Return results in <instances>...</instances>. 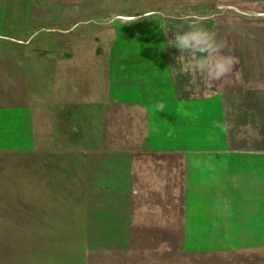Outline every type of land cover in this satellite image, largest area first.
Returning <instances> with one entry per match:
<instances>
[{
  "label": "rangeland",
  "instance_id": "1",
  "mask_svg": "<svg viewBox=\"0 0 264 264\" xmlns=\"http://www.w3.org/2000/svg\"><path fill=\"white\" fill-rule=\"evenodd\" d=\"M189 13L221 80L165 47ZM112 125L201 154L101 152ZM1 140L38 149L1 168L0 264H264V0H0Z\"/></svg>",
  "mask_w": 264,
  "mask_h": 264
},
{
  "label": "water",
  "instance_id": "2",
  "mask_svg": "<svg viewBox=\"0 0 264 264\" xmlns=\"http://www.w3.org/2000/svg\"><path fill=\"white\" fill-rule=\"evenodd\" d=\"M167 131L169 130L164 131L163 129L161 134H159L158 136L159 138L157 137L158 138L157 140L159 143L155 144V146L153 147H147V144L145 143L146 140H141V139L132 140V137L129 136L130 135L129 131L128 132L119 131L117 125L116 126L112 125L111 133L113 134L114 137H116L123 143H119L114 146L104 145L102 148H100L99 151L105 152V153H109V152L131 153L134 151H141V150L146 151L147 150L150 153L161 152L162 154H173L175 156L182 157L183 171L185 173L187 172L189 173L192 168L193 159L197 156V154H201V152L193 148H184L180 146L177 139L174 138L176 137V134H173V133L170 134V131L169 132ZM250 138L253 139V136L251 135ZM246 148L247 149L244 150L245 152H248V153L255 152L256 154H259V155L261 154L262 156H264V146L262 144H259L254 141H249ZM37 149H38L37 145L34 143L26 147L16 146V145L10 146V145H7L4 142V140L3 141L1 140L0 142V177H1V168H3V164L6 162V158H8L9 156H14V155L21 154V153L26 154V155L35 154L37 152ZM86 149L87 148H85V144L83 142L78 141L75 143L73 142L71 144H67V146H65L61 151L63 152V154H66V155H72V154L84 155ZM186 183H187L185 185L186 187L184 188V197H185V204L187 207V211H189V208L191 207L189 201L193 200L195 191H194L193 184H191L192 182L190 178L186 179ZM188 219H186V221L183 222L184 229L187 226L186 223L188 222ZM188 235H191V234H188ZM207 238H208V242L210 244H213V241H214L213 238H210L209 236Z\"/></svg>",
  "mask_w": 264,
  "mask_h": 264
},
{
  "label": "clouds",
  "instance_id": "3",
  "mask_svg": "<svg viewBox=\"0 0 264 264\" xmlns=\"http://www.w3.org/2000/svg\"><path fill=\"white\" fill-rule=\"evenodd\" d=\"M181 19L191 21L187 30L173 32L165 47H175L180 54H192L195 69L212 80H221L232 72L237 58L222 53L214 34L195 22V14L189 13Z\"/></svg>",
  "mask_w": 264,
  "mask_h": 264
},
{
  "label": "trees",
  "instance_id": "4",
  "mask_svg": "<svg viewBox=\"0 0 264 264\" xmlns=\"http://www.w3.org/2000/svg\"><path fill=\"white\" fill-rule=\"evenodd\" d=\"M122 110V109H121ZM120 113H122V112H120ZM119 113V114H120ZM118 130L119 131H122V132H128L129 131V127H126L125 129H123V127L122 128H120V127H118ZM151 137H153V136H151ZM148 139H150V138H147V139H145L146 141H145V143L147 142V140ZM3 141V140H2ZM68 144H71V143H73V142H71V141H69L68 140V142H67ZM119 143H123V142H121L119 139H117L116 137H114L113 136V134L111 133H109V134H106L105 136H103V139H102V142H101V145H102V147L105 145H111V146H114V145H117V144H119ZM98 144H100V141L98 142ZM98 144H96V145H98ZM94 147H96V146H94Z\"/></svg>",
  "mask_w": 264,
  "mask_h": 264
}]
</instances>
